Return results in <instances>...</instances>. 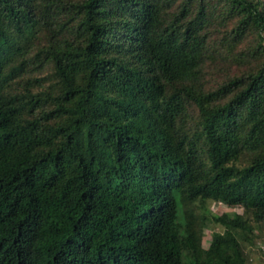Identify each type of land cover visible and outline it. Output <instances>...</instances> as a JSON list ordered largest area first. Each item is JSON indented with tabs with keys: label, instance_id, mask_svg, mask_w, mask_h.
Segmentation results:
<instances>
[{
	"label": "trees",
	"instance_id": "1",
	"mask_svg": "<svg viewBox=\"0 0 264 264\" xmlns=\"http://www.w3.org/2000/svg\"><path fill=\"white\" fill-rule=\"evenodd\" d=\"M263 225L264 0H0V264H248Z\"/></svg>",
	"mask_w": 264,
	"mask_h": 264
},
{
	"label": "rangeland",
	"instance_id": "2",
	"mask_svg": "<svg viewBox=\"0 0 264 264\" xmlns=\"http://www.w3.org/2000/svg\"><path fill=\"white\" fill-rule=\"evenodd\" d=\"M208 208L212 214L217 215L222 213L242 212L239 207H227L220 204H215L212 207L209 205ZM213 231H222V229L217 225L209 223L206 230H204V241L209 239L211 232ZM252 243V245H247L244 247L248 264H264V225L255 231L253 234Z\"/></svg>",
	"mask_w": 264,
	"mask_h": 264
}]
</instances>
